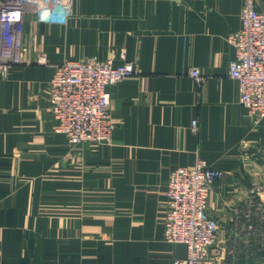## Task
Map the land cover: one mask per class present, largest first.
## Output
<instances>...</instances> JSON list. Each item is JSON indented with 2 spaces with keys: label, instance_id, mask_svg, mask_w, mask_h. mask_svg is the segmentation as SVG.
Returning a JSON list of instances; mask_svg holds the SVG:
<instances>
[{
  "label": "crops",
  "instance_id": "1",
  "mask_svg": "<svg viewBox=\"0 0 264 264\" xmlns=\"http://www.w3.org/2000/svg\"><path fill=\"white\" fill-rule=\"evenodd\" d=\"M243 4L73 0L67 24L27 15L24 62L0 74V264H173L187 248L165 239L166 191L175 168L198 160L224 171L209 211L229 226L264 179V118L240 103L229 74ZM91 57L141 73L107 88L111 142L72 147L48 85L57 65ZM221 261L264 264V254Z\"/></svg>",
  "mask_w": 264,
  "mask_h": 264
},
{
  "label": "built area",
  "instance_id": "2",
  "mask_svg": "<svg viewBox=\"0 0 264 264\" xmlns=\"http://www.w3.org/2000/svg\"><path fill=\"white\" fill-rule=\"evenodd\" d=\"M256 0H244L242 26L228 36L236 56L229 74L239 85V101L257 121L264 118V13ZM50 24H67L73 0H0V74L7 75L24 62L23 32L28 14ZM37 61L48 64L42 53ZM131 61L115 65L96 57L69 59L56 66L48 85L56 130L66 134L72 147L112 140L113 122L108 86L140 74ZM191 74L203 80L200 70ZM198 128V121H193ZM224 175L204 160L190 168L179 166L170 175L166 196L165 239L184 244L185 257L173 264H220L243 257L255 260L264 254V179L252 183L242 203L234 208L231 223L224 227L209 211L213 184ZM223 232V233H222Z\"/></svg>",
  "mask_w": 264,
  "mask_h": 264
}]
</instances>
